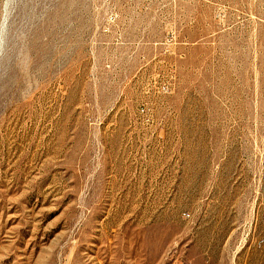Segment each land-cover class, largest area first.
<instances>
[{
  "label": "rangeland",
  "instance_id": "rangeland-1",
  "mask_svg": "<svg viewBox=\"0 0 264 264\" xmlns=\"http://www.w3.org/2000/svg\"><path fill=\"white\" fill-rule=\"evenodd\" d=\"M0 264H264V0H0Z\"/></svg>",
  "mask_w": 264,
  "mask_h": 264
}]
</instances>
